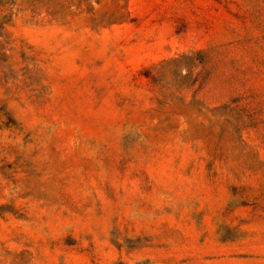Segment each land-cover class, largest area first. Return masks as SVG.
Segmentation results:
<instances>
[{"label": "rangeland", "instance_id": "obj_1", "mask_svg": "<svg viewBox=\"0 0 264 264\" xmlns=\"http://www.w3.org/2000/svg\"><path fill=\"white\" fill-rule=\"evenodd\" d=\"M0 264H264V0H0Z\"/></svg>", "mask_w": 264, "mask_h": 264}]
</instances>
